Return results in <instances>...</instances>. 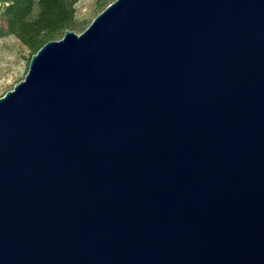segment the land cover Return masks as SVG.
I'll return each instance as SVG.
<instances>
[{
    "label": "water",
    "instance_id": "water-1",
    "mask_svg": "<svg viewBox=\"0 0 264 264\" xmlns=\"http://www.w3.org/2000/svg\"><path fill=\"white\" fill-rule=\"evenodd\" d=\"M0 264H264V0H115L33 54Z\"/></svg>",
    "mask_w": 264,
    "mask_h": 264
},
{
    "label": "trees",
    "instance_id": "trees-1",
    "mask_svg": "<svg viewBox=\"0 0 264 264\" xmlns=\"http://www.w3.org/2000/svg\"><path fill=\"white\" fill-rule=\"evenodd\" d=\"M78 0H10L3 8L0 36L11 33L32 55L46 42L64 34L75 20Z\"/></svg>",
    "mask_w": 264,
    "mask_h": 264
},
{
    "label": "rangeland",
    "instance_id": "rangeland-1",
    "mask_svg": "<svg viewBox=\"0 0 264 264\" xmlns=\"http://www.w3.org/2000/svg\"><path fill=\"white\" fill-rule=\"evenodd\" d=\"M10 0H0V19L4 6ZM115 0H78L76 4V16L70 30L82 33L110 3ZM65 33V32H64ZM60 34L55 40L61 39ZM32 57L31 49L17 36L6 33L0 41V97L8 90L25 79Z\"/></svg>",
    "mask_w": 264,
    "mask_h": 264
}]
</instances>
